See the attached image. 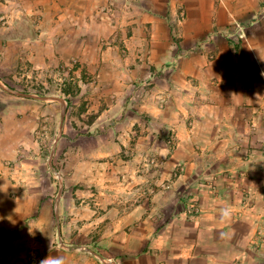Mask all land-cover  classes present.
Segmentation results:
<instances>
[{"label": "crops", "instance_id": "crops-1", "mask_svg": "<svg viewBox=\"0 0 264 264\" xmlns=\"http://www.w3.org/2000/svg\"><path fill=\"white\" fill-rule=\"evenodd\" d=\"M153 1L131 11L129 0H0L7 18L0 64L14 71L22 59L68 60L66 50L75 49L81 62L99 66L100 88L90 98L103 118L94 123L110 130L108 145L80 159L73 177L106 195L107 225L128 228L123 264H264V0ZM257 15L262 22L252 24ZM232 17L247 23L246 40L229 39ZM143 79L155 84L135 88ZM10 81L0 77V85L14 86L6 94L19 97ZM1 101L0 258L115 264L93 250L55 245L67 240L63 192L74 186L61 185L54 196L51 163L46 168L36 144L28 161L18 143L1 137L28 127L36 103ZM37 105L44 115L52 109ZM151 157L159 165L145 170ZM148 181L162 186L155 191Z\"/></svg>", "mask_w": 264, "mask_h": 264}, {"label": "rangeland", "instance_id": "rangeland-1", "mask_svg": "<svg viewBox=\"0 0 264 264\" xmlns=\"http://www.w3.org/2000/svg\"><path fill=\"white\" fill-rule=\"evenodd\" d=\"M129 1L133 2L132 5H129V10L132 11L135 6H139L138 1L140 0ZM148 1L151 2L149 6L156 4L153 3V0ZM179 10L183 11V8ZM183 16L181 14L179 20L183 19ZM234 18V33H230L229 39L234 42L246 40L248 33L244 25H247V23ZM4 20H7V18H0V23ZM254 21L257 24L262 22L261 15H257L255 18L253 17L251 23L254 24ZM239 25L243 27V32ZM28 26L26 24L22 29L15 26V30L18 31L21 29L16 34H22L23 29H27ZM32 28L37 30L36 27L30 26V29ZM66 52L69 54L68 56L73 58L70 57L68 60H60L53 54L51 62H42L39 64L33 63L28 58H25L22 59L18 67H15L14 71H10L9 68L6 69L4 61L1 60L0 77L4 80H15L16 84L12 81L10 82L15 84L14 94L19 97H12L11 94L7 95V91L12 93L10 91L11 88L1 82L0 102L2 103L1 99L4 97L9 102L23 101V105L26 107H31L33 103H36L34 105L36 110L33 111L35 115L27 113L29 117L27 120L28 127H31L29 122L33 119L36 120L35 127L9 129L7 130L9 133H4L1 137L12 139L13 142L18 143L19 154L21 156L23 154L28 155V161L33 160L32 146L36 144V153L43 155L46 159V168L48 162L51 163V180L54 189L56 188L54 196L57 195V191L61 185H63L64 191L67 188L66 184L68 186H74L73 188L68 187L70 190L66 196L63 192V200L68 205L66 209L68 223L67 226H64L67 240L64 241L57 237L56 239L58 240L55 242V245L59 244L60 249L69 247L68 249L77 248L79 251L93 250L100 253L103 262H111L109 261V258H111L113 260L112 263L117 264L120 262L123 264L124 257L129 256L128 253H125L123 247L124 244L126 246L129 244L127 243L128 241L124 242V239L129 235L127 233L129 231L128 228H126L127 232H124V228L122 227L114 231V225H107L109 217L103 202V198L106 195L97 193L94 186L89 187L82 180L76 182L75 177H73L75 165L80 159L85 160L91 158L93 152L97 154L99 148L105 149L108 145L107 138L110 130L105 129L98 123H94L95 121H103V118H98L101 110L96 111L92 109L93 105L97 107L99 103H94L93 99L90 98L91 91L94 92L100 88L99 66L90 67L81 62L79 57L74 55L77 52L75 49H68ZM136 84L135 88L143 90L152 87L155 81H152V79H143ZM63 89L68 90L70 93L66 94ZM31 92L40 94L42 92V94L47 95V103L44 101H33L30 95ZM37 104L41 106L43 104H51L52 109L49 114L46 113L44 115L42 108ZM100 106L104 108L103 103ZM23 116L24 113L21 114V117ZM48 116L50 117V123L47 119ZM175 140V133L172 131L168 135V144L171 149L174 148ZM97 158L102 159V157ZM45 165L41 163L40 168L42 169ZM158 165L155 158L151 157L146 160L144 164L146 168L144 169L151 170L153 166ZM20 166L23 167L22 164ZM40 178L38 181L40 180L41 184H44L43 170H41ZM146 183L150 188H154L155 191L156 188L162 186V184L158 185L151 181ZM165 183L163 182V184ZM77 190L78 192H76ZM93 191L96 193H93ZM59 239L69 245L61 244ZM112 250L115 251L117 256L114 255ZM30 256H33L30 261L35 260L33 253L29 254L28 259Z\"/></svg>", "mask_w": 264, "mask_h": 264}, {"label": "clouds", "instance_id": "clouds-1", "mask_svg": "<svg viewBox=\"0 0 264 264\" xmlns=\"http://www.w3.org/2000/svg\"><path fill=\"white\" fill-rule=\"evenodd\" d=\"M41 264H64V260L62 257L56 259H50V257L41 261Z\"/></svg>", "mask_w": 264, "mask_h": 264}, {"label": "built area", "instance_id": "built-area-1", "mask_svg": "<svg viewBox=\"0 0 264 264\" xmlns=\"http://www.w3.org/2000/svg\"><path fill=\"white\" fill-rule=\"evenodd\" d=\"M241 27V31L243 32V27L241 25H239ZM33 256L29 257V260H32ZM0 264H17L16 262L10 260L6 255L1 256L0 258Z\"/></svg>", "mask_w": 264, "mask_h": 264}, {"label": "trees", "instance_id": "trees-1", "mask_svg": "<svg viewBox=\"0 0 264 264\" xmlns=\"http://www.w3.org/2000/svg\"><path fill=\"white\" fill-rule=\"evenodd\" d=\"M6 84H7L8 86L14 88V86H12V84H10L9 82H6ZM63 91H64L66 94L70 93V92H69L68 90H66V89H63ZM41 93H42V92H41Z\"/></svg>", "mask_w": 264, "mask_h": 264}]
</instances>
